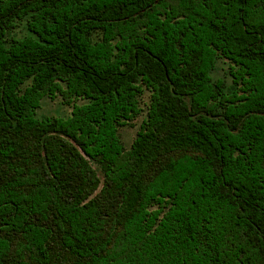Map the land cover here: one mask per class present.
<instances>
[{"label":"trees","instance_id":"16d2710c","mask_svg":"<svg viewBox=\"0 0 264 264\" xmlns=\"http://www.w3.org/2000/svg\"><path fill=\"white\" fill-rule=\"evenodd\" d=\"M0 264H264V0H0Z\"/></svg>","mask_w":264,"mask_h":264},{"label":"rangeland","instance_id":"374dc122","mask_svg":"<svg viewBox=\"0 0 264 264\" xmlns=\"http://www.w3.org/2000/svg\"><path fill=\"white\" fill-rule=\"evenodd\" d=\"M26 34L25 24L20 26L19 29H17L13 33V37H18ZM228 70H229V64L228 61L220 59L216 63V67L213 73V78L215 79H221L226 85L230 84V78L228 76ZM147 94H144L140 101H141V108L143 109L142 113L132 122H130L128 125L123 126L119 128L118 134L119 137L124 144L126 149H129L131 146L132 141L134 140L140 125L142 121L146 117L145 112V102L148 101ZM76 104H83L82 101L78 100L76 101ZM72 107L64 105L62 98L57 95L56 98L50 99V98H44L41 103L39 109L36 111V117L38 119H47V118H63L66 119L71 115ZM91 166L93 169L98 171L97 165L93 162H91ZM101 183H102V176L100 175ZM101 188V185H100ZM100 190V189H99ZM98 190V191H99ZM97 191V192H98Z\"/></svg>","mask_w":264,"mask_h":264}]
</instances>
